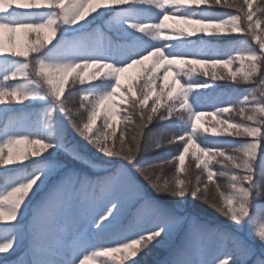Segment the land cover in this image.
<instances>
[{
    "label": "snow or ice",
    "instance_id": "1",
    "mask_svg": "<svg viewBox=\"0 0 264 264\" xmlns=\"http://www.w3.org/2000/svg\"><path fill=\"white\" fill-rule=\"evenodd\" d=\"M261 4L264 5V0H261ZM165 5L170 7L166 8ZM216 5H221V0H0V30L6 29L10 33L17 29L28 30L26 34L30 41L25 51H6L3 41H0V106L43 99L41 93L29 86L34 85L36 89L42 87L82 139L108 160L124 162L110 174L95 179L69 170L32 208L31 215L25 221L29 197L34 190L43 187L47 174L54 171L39 165L35 158L60 144L61 137L57 136L55 143L46 139L51 136L44 129L50 126L52 109L48 110L40 129L26 124L17 113L11 127L6 125L0 129V168L24 165L30 159L37 166L30 173L23 174L24 178H20L19 174H3L11 186L0 192V264H77L75 255L67 258L62 253L65 247L63 237L68 229L57 219L59 210L69 203H77L81 207L78 225L88 223L97 230L91 239L77 234L71 246L73 253L100 238V233L120 217L125 199L129 197L139 202L138 214L146 216L147 226L138 222L130 229V235L117 234L112 242L118 247L99 245L102 252H121L123 264L135 259L153 242L163 243L171 239L183 224V218L166 212L146 199L125 165L131 166L156 195L178 199L189 195L233 225L230 231L190 221L181 243L173 249L167 264H264V204L260 203L264 201V185L257 179L264 176V39L256 37L259 51L250 46L234 48L235 56H225L208 42L192 39L235 33L252 35L256 29L264 27V21L254 19L257 12L264 13V8H254L252 0H223V6L235 9L236 14H213L209 8ZM189 6L201 7L197 10ZM152 9L159 10L155 14L160 18L159 22H147V14ZM102 10L110 13L105 23L115 34L114 37L96 28L78 34L74 39L61 41L53 50L45 53L48 45L56 40L60 27L72 28ZM225 16L228 18L225 19ZM169 19L201 27L174 29L170 35H166L164 30L169 26L165 21ZM41 30H47L49 35L46 39H41ZM33 34L35 43L31 42ZM240 43L246 45V41ZM51 51L57 54L51 55ZM186 58H193L191 63L222 64L226 67L235 61H242L240 68L229 72L227 77L223 74L217 76L213 71L211 80L230 78L237 84L253 85L250 90L240 94L242 99H238L234 105L228 102V106L218 107L215 113H228L234 107L241 120L231 122L229 118L219 120L218 124L227 125L224 131L230 136L251 139L231 144L230 147H221L223 143H230L225 141H218L212 147H200V154L193 155L197 168L203 164L207 182L197 176L195 184L185 183L178 177L168 178L163 171L175 160L184 161L185 153L193 146V133L197 130L195 121L204 115L188 107L189 92L212 87L209 82L189 83V79L184 78L188 73L181 74L178 66L186 64ZM147 60H151V65L145 70L142 84H121L120 74L126 68ZM88 68H95L97 72L100 69L109 70L106 80H114L109 91L98 95L87 92L77 96L71 93L77 80L81 86L85 84L84 76L77 70ZM158 69L163 70V76L156 75ZM169 71L174 72L173 84L177 86V95L175 102L160 110L165 89L163 79ZM238 72L242 75L241 80H237ZM204 75L208 73L204 72ZM21 79L24 83H7ZM133 92L136 93L135 97ZM150 98L153 101L145 110ZM168 99H173L170 92ZM128 102L140 116L130 141L126 139L124 129L117 135L112 123L122 114L123 119L131 120V114H126V110L118 111L121 104ZM177 104L181 109L187 108L192 131L187 133L183 151L178 156L153 161L146 153L153 148L160 151L163 145L159 140L154 145L146 142L150 131L145 130L149 125L164 121L174 123ZM11 111L8 107H0V112L5 115ZM101 117L102 123L98 127L102 131L94 132ZM229 129L235 131L229 132ZM175 139L184 141L185 136L170 138L169 145ZM20 144L30 146L31 152L24 151L18 157L11 152L5 155V149L11 150ZM210 161L224 166L225 170L220 171L219 175L229 178L231 191L226 193L216 183H213L212 189L209 188L208 182H213ZM91 166L96 167L95 164ZM176 170L179 172L180 168ZM246 221L250 228L244 236L240 233ZM212 240L226 242L229 247L222 256L204 259L211 250L209 243Z\"/></svg>",
    "mask_w": 264,
    "mask_h": 264
},
{
    "label": "trees",
    "instance_id": "2",
    "mask_svg": "<svg viewBox=\"0 0 264 264\" xmlns=\"http://www.w3.org/2000/svg\"><path fill=\"white\" fill-rule=\"evenodd\" d=\"M20 2H25V0H20ZM242 2V0H241ZM252 6L254 8L261 7L264 8V5L261 4V0H252ZM196 7L197 10L201 6H189ZM159 10L152 9L150 13L147 14V22H157L158 17L155 15ZM209 11L213 14H223L226 12H231L233 15L236 14L235 9L227 8L223 6V0H221V5H216L214 7H210ZM110 13L100 12L97 14H93L89 16L86 21L81 22L72 28H68L67 26H62L58 30L56 40H53L52 44L48 45V49H45V53L50 52V50L54 49V46L60 43L61 41L70 40L76 38L78 34L91 32L93 29L99 28L105 35L109 37H114L115 34L107 27L106 20ZM225 19L228 17L225 16ZM259 18L264 21V13L257 12L255 14L254 19ZM199 28V27H198ZM183 29V28H181ZM174 30L170 27L164 30L166 35H170L171 31ZM5 35L11 37L12 45L16 44L15 51H25L29 47L30 41L29 37L26 34L28 30L17 29L15 32H9L6 29L2 30ZM228 33H230V26L228 27ZM47 30H41L40 37L41 39H46L48 37ZM256 37L260 39H264V27L256 29V32L249 36H244L243 33H235V34H225L223 37H212V36H198L193 37L194 41H205L210 45L218 48L225 56L231 54L233 56L236 55V52L233 50L234 48L250 46L259 51V46L256 40ZM36 37L33 34L31 37V42L35 43ZM246 41V45H242L240 42ZM51 55H56L55 51H51ZM187 60L193 58H186ZM118 62V61H117ZM242 61H235L232 63L233 69H239ZM189 66H184L182 69H179L181 74L187 72L188 75L185 76V79H189V83H212V87L206 89H193L189 92V104L188 107L192 109L193 112H203L204 115L207 114L210 120L213 122L212 118L217 116V121L231 119L233 122H239L241 117L236 113L235 108H230L228 113H223L219 115H215L218 107L228 106V102H232L234 105L238 99H242L241 93L250 90L253 85L252 84H237L232 80H211V76L204 75L202 68L196 63L187 62ZM195 64V65H194ZM247 68V64L245 63V69ZM193 69L195 71H193ZM77 71L81 72V75L84 76L86 69H78ZM75 75V73H73ZM242 75L237 76V80H241ZM71 80V77H69ZM85 84L81 86L79 81L73 86L70 91L73 95H82L83 93L90 92L95 95L94 91L89 88L91 84H95L98 80L88 81L84 78ZM24 83L21 79L19 81H9L7 83ZM95 82V83H94ZM35 91H46L45 89H36L34 85H30ZM68 85H65V91L67 92ZM43 91V92H44ZM47 94V93H46ZM66 96L68 93L65 94ZM48 96V95H47ZM135 97V96H134ZM196 97H199L198 99ZM63 98V97H62ZM153 98L148 101V105L145 106V110L151 105ZM175 100H169L167 96L163 94L162 97V105L161 109L163 110L167 104L173 103ZM33 105V106H32ZM9 108L12 110L9 114L5 115L4 113H0V129H3V124L6 120H9L11 125L14 122L15 115L18 113L19 116L23 119V121L31 125L33 119L47 112L49 109L53 110L52 120L50 122V126L47 129H44L46 133H51L50 137H46L50 142L55 143L56 137H61V143L57 144L54 148L47 150L40 157H36L35 160L38 161L39 165L45 166L49 169H54L50 174H47L45 183L42 188L38 190H34V193L29 197L28 202V211L25 216V221L31 215L32 208L36 206V204L45 196V194L49 191V189L69 170L75 171L77 173H86L87 175L93 174L91 169H98V172L94 174L95 178L102 177L113 172L120 164L124 163L123 161H110L108 159H102V157H97L98 155L94 154L91 151L89 145L82 137L77 134V132L73 129L72 125L69 123L68 119L65 117V114L60 111V109L56 106V102L51 97V101L42 103L34 101H26L24 104L12 103L9 104ZM126 114H131V120L123 119V114L121 116L122 124L119 125V128L115 130L116 134L119 135L121 129H124L126 132V139L131 140L132 135L135 132L137 125L140 122L139 113L133 109L131 102L126 106ZM175 113L177 114L174 117L175 122L164 121L160 124L149 125V128L145 131H150V134L146 138V142L150 144H155L157 140L163 145V148L160 151H156L154 148L146 153V156L156 161L158 159H171L175 156H178L180 152L183 151V145L187 140V133L191 132V123L189 122V112L187 108L181 109L179 104H177L175 108ZM217 121L215 123L217 124ZM102 123V121L97 122V127ZM214 123V124H215ZM93 131H102L101 127L97 129L94 128ZM180 135L185 136V140L181 141L178 139L174 140V143L169 145L168 140L170 138H175ZM194 142L198 144L199 147H212L216 145L218 141H225L230 143H223L221 147H230L231 144H239L241 140L248 139L247 137H234L228 134H215L210 127L199 125L195 133H193ZM2 142V141H0ZM109 143H112L109 141ZM36 147H39L37 145ZM24 151L31 152L30 146H25L23 144L14 146L11 150L5 149V155L8 156L11 152L12 154L18 155L23 153ZM231 153V152H229ZM228 153V154H229ZM232 154V153H231ZM95 164L96 167L93 168L91 165ZM182 164V165H181ZM32 160L25 161L24 165L14 166L9 165L7 169L0 168V192L5 191L8 187L11 186L10 181H6L3 177L4 173L9 175L19 174L20 178H24L23 174L30 173L34 167ZM108 167V168H107ZM177 167L180 168V171L177 172ZM210 170L213 172V182L209 183V188H213V183L219 184L222 187V190L225 192H229L230 184L227 176H220L219 172L224 171V166L221 164L213 162L210 163ZM129 171L132 173L134 179L137 183L143 186V196L157 207L164 209L166 212L177 216L182 217L184 222L181 226H179L173 237L169 240L164 241L163 243L153 242L146 249L140 252L135 259H130L128 261H124L123 264H167V260L170 258L171 252L175 249L182 241L185 230L189 226V222L192 220L197 221L201 224H206L212 227H217L221 229L233 230V225L230 224L228 220H226L223 216L216 213L213 209L208 207L207 205L199 202L198 200L193 199L189 195H185L182 199L175 198L173 196L168 195H156L152 191V189L147 185L145 181H143L134 170L129 166ZM164 175L168 178H180L185 181V183L195 184L197 181V176H201V178L207 182V173L203 171V166L200 168L196 167V160L190 151L185 153L184 162L181 163L179 160H175L173 165L166 166L164 168ZM94 178V179H95ZM258 181L264 185V176L257 177ZM202 187V185H201ZM214 194V193H213ZM139 202L134 198L130 200L129 198L125 199L123 212L117 220L111 224L107 229L103 230L100 233V238L92 240V244L87 245L86 250H92L91 253V263L96 264H121V252H107L106 254L102 252V250H97L99 245H103L104 247H118L117 244L113 243V239L117 237V234L129 235L130 229L137 222L142 220L143 215L138 214ZM260 203L264 204V201H260ZM80 205L77 203H69L64 205L59 213L62 211H66L65 216L58 219L61 224L67 225V229L69 225H72L73 214L75 211L80 209ZM185 212V213H184ZM246 231L244 235L246 236L250 225L246 221ZM97 230L92 229V233L87 237L91 239ZM73 231H68L64 234V242L65 247L62 249V253L67 258H72L75 253L72 251V244H70L71 234ZM105 233V234H104ZM210 252L205 255L204 259H212L215 256H222L223 252L227 251L229 245L226 242H220L217 240H212L209 243Z\"/></svg>",
    "mask_w": 264,
    "mask_h": 264
},
{
    "label": "rangeland",
    "instance_id": "3",
    "mask_svg": "<svg viewBox=\"0 0 264 264\" xmlns=\"http://www.w3.org/2000/svg\"><path fill=\"white\" fill-rule=\"evenodd\" d=\"M165 7L167 8V7H170V6L169 5H165ZM103 11L104 10H102L101 12H103ZM95 14H97V13H95ZM159 19L160 18H158L156 21L159 22ZM165 24L168 25V26L170 25V27L172 29H181V28L188 29L190 27H195V28L201 27L200 25H188V24H185V23H183L182 21H180L178 19L166 20ZM0 41H3V46H4L6 51L9 50V49H15L16 50V44L12 45V42H11V44H9V38H8L7 35H5L3 33L2 30H0ZM188 62L191 63V59H189ZM196 64H198V63H196ZM150 65H151V60H147V61H144L143 64H137V65H133L131 68H126L125 71H123L120 74V76H121V84L125 85V86H130V85L133 84V82H136L137 85L142 84L144 76H145V70ZM198 65L202 68L203 72H207L209 76H212V72L213 71H215L217 73V76H219L220 74H223L225 77L228 76L229 72L237 71V69H233L232 64L227 66V67L222 65V64L213 65L211 63H209V64L199 63ZM184 66L192 67V66H189L187 63L182 65V66H178V67H179V69H182ZM173 67H177V66L174 65ZM108 71H109L108 69H100L99 72H97V70L95 68L86 69V72L84 73V78H86L88 81L98 80L96 83L94 82L95 84H91L89 86V88L94 91L95 95H98V94H101L103 92L109 91L111 85L114 84V80H106ZM240 74L241 73L238 72L237 76L240 75ZM156 75L163 76V70L162 69H158L157 72H156ZM173 76H174V72L169 71L168 75L166 77H164L163 83L165 85L164 95L167 96V98H168V94L170 92L172 97H173V100H175V97L177 95V86L175 84H173ZM226 80H231V79L230 78H226V79H224L222 81H226ZM168 85H171V88H168ZM41 89H43V88L41 87ZM43 91H39V93H41L44 96V98L43 99L37 98L36 101L40 102V103H42V101H45V102L51 101V97L47 96L46 91H44V92ZM157 91H159L158 88H157ZM132 95L136 96V93L133 92ZM117 103H119V99L118 98H117ZM128 104H129V102L127 104H121L120 105V109H118V111H120L121 109L127 111L126 106ZM0 107H8L9 108V105L0 106ZM0 113H2V112H0ZM46 116L47 115L45 113L36 116L33 119V121H32V124L34 125V127L37 128V129H40L42 127L43 120H44V118ZM121 116L122 115L117 116L112 121L113 127H114L115 130H117L119 128V125L122 124V120H120ZM216 119H217V116L216 117L214 116V118H212V120H213V122H212L210 120L209 116L207 114H205V115L201 116L198 120H196L195 123H196L197 127L199 125H204V126L207 125V127H210L215 134H217V133H219V134H222V133L228 134V132L224 131V128L227 127V125L218 124V121H217L218 119L217 120ZM9 120H6L4 122V124H3L4 127L6 125L9 126V127L12 126L11 123L9 122ZM100 121H102V117L98 118V120H97V122H100ZM215 121H217V124L215 123ZM231 122H233V121H231ZM191 131H192V129H191ZM234 131H235V129H229V132H234ZM248 139H251V138H248ZM243 141L244 140H241V142H243ZM199 148L200 147L198 146V144L193 141V146L189 148V151L191 152L192 155H193V153L200 154L199 153ZM90 149H91L92 152H94V154L98 155L97 157H102V159H104V160L107 159V158L103 157L99 152H97L92 146L90 147ZM229 154H231V153H229ZM194 158H195V156H194ZM213 162L214 161H210L211 164H213ZM125 166L129 168L128 165H125ZM201 166H203V164H201ZM91 170L93 172V174H91V175H87L86 173H82V174L87 175L88 177L94 179L95 178L94 174H96L98 172V169H91ZM213 177H214V175H213ZM226 180L229 181V178L226 179ZM137 185H138L139 189L141 190V192L143 193V186L140 185L139 183H137ZM129 199L133 200L134 197H129ZM80 212H81V208L78 211L74 212L73 220H75V221L72 222V225H69V227H68V231H73V233H75V235L73 233L71 234V235H74L72 237V239L70 240V243L72 245H73V243L75 241V237H76L77 234H80V235H83V236L87 237L89 234L92 233V227H91L90 224H88V223H81L79 225L77 224V221H78L79 216H80ZM65 213H66V211H62V212L58 213L57 219H60V218L64 217ZM139 222H143L145 224V226H147V218H146V216L142 217V220L139 221ZM246 224L247 223L245 222L244 225H243V231L241 232V234H244V232L246 231ZM80 231H81V233H80ZM85 247L86 246L80 247L75 252V256L77 257V264H80V261H83V264H92L91 263L92 250L91 249L90 250H85ZM100 249L101 248L99 247L97 250H100ZM96 264H98V263L96 262Z\"/></svg>",
    "mask_w": 264,
    "mask_h": 264
}]
</instances>
